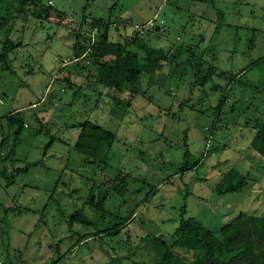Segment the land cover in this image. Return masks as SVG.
<instances>
[{"label":"rangeland","instance_id":"rangeland-1","mask_svg":"<svg viewBox=\"0 0 264 264\" xmlns=\"http://www.w3.org/2000/svg\"><path fill=\"white\" fill-rule=\"evenodd\" d=\"M50 4L41 18L24 19L15 2L0 28V53L7 35L24 43L0 62V168L10 167L0 175V264H158L168 252L173 264H192L193 255L171 247L182 217L218 233L241 211L264 213V158L252 156L262 148L252 138L264 119V0ZM98 18L120 21L123 35L144 24L142 35L168 51L136 93L88 80L93 59L76 57L77 32L96 35L89 22ZM198 62L228 76L198 84ZM86 120L117 134L107 163L75 147ZM232 168L239 179L230 189L243 172L261 191L250 183L223 190Z\"/></svg>","mask_w":264,"mask_h":264},{"label":"trees","instance_id":"trees-1","mask_svg":"<svg viewBox=\"0 0 264 264\" xmlns=\"http://www.w3.org/2000/svg\"><path fill=\"white\" fill-rule=\"evenodd\" d=\"M15 2L19 3L18 11L24 13V19L29 16L41 18L42 12L49 13L53 10L52 4L43 3L42 0H0V28L6 26L10 21L11 8L15 7ZM217 12L218 29L224 16L221 11ZM90 24L94 27L96 35L78 31L73 47L77 54L76 57L89 54L93 59L95 70L93 76L95 82L99 84L120 93L125 91H129L131 94L136 93L141 75L159 71L169 60V53L165 48L153 46L146 35H142L144 24L138 25L132 32H126L124 35L119 33L120 21L98 18L90 21ZM128 24L130 23L125 22L124 26H128ZM112 29L114 32L116 31L117 38L112 37ZM23 44L22 40L7 35L1 46V64L9 63L10 54ZM131 46L137 49H133ZM198 64L194 68L198 84H206L215 75L228 76L227 71H219L216 65L203 66L202 62H198ZM242 71L245 72L246 68H243ZM232 76L237 78L241 75ZM67 82L68 86H73L69 79ZM226 100L227 95L222 94L219 106ZM22 124V119H19V130ZM254 127L256 133L253 140L262 142V148L258 153L264 158V119L261 122L257 121ZM116 137L117 134L114 131L98 122L86 120L81 123L75 147L86 158L99 163H107ZM190 154V150L187 149L184 157L187 158ZM199 163V160L191 163L185 162L181 170H193ZM26 168L27 166L18 167L16 171L19 172ZM5 173L4 171L2 175ZM241 173L245 178L248 177L247 174ZM94 198L95 196L91 195L92 201ZM84 221L90 222L88 219ZM171 247L179 248L187 255H193L192 264H264V213L254 215L241 211L223 223L218 233L207 228L195 217H182ZM158 264H173L172 254L169 252L164 254Z\"/></svg>","mask_w":264,"mask_h":264},{"label":"crops","instance_id":"crops-1","mask_svg":"<svg viewBox=\"0 0 264 264\" xmlns=\"http://www.w3.org/2000/svg\"><path fill=\"white\" fill-rule=\"evenodd\" d=\"M70 75V74H69ZM68 75V76H69ZM88 77V76H87ZM68 79L69 80H71L72 78H71V75L68 77ZM93 80L94 82H95V78H94V76H89L88 77V80ZM75 81V80H74ZM73 86H75L74 84H73ZM31 105H34V103L33 104H31ZM22 121H23V118H22ZM253 138H254V136H253ZM252 138V139H253ZM253 141L251 140V143H252ZM251 147H252V144H251ZM253 148V147H252ZM0 154H2V152L0 153ZM252 156H255V157H257V156H260L259 155V153L258 152H256V151H254V153L252 154ZM261 158V157H260ZM16 168H18V167H16ZM16 168H15V171H16ZM10 170V167L9 166H5V165H3L2 166V168H0V175H2L3 173H4V171L7 173L8 171ZM5 173V174H6ZM228 173V172H227ZM223 174L222 176H221V178H222V181L220 182V184H221V186H226L227 188H225V189H223V190H226L227 192H230V193H235V192H244V190H245V187L250 183V186H251V189H252V191L254 192H257V191H261V189H259V184L258 183H251L252 181H251V179H250V177H247V178H245V180L243 181L242 180V182L241 183H243L242 185L240 184V186H238L239 188H229V186H230V184H234V182H236L238 179H239V174L237 173V169L236 168H232V169H230V172L228 173V174ZM241 175H242V173H241ZM249 179H250V181L251 182H249ZM217 188V187H216ZM222 191V188H220V187H218L217 188V192H221ZM222 193V192H221ZM230 199H233L232 197H230ZM227 205H231V204H229V203H227ZM232 206V205H231ZM233 208V207H232ZM263 209V211H264V207L262 208ZM233 211L234 212H236V211H238L237 210V208H235L234 207V209H233Z\"/></svg>","mask_w":264,"mask_h":264},{"label":"built area","instance_id":"built-area-1","mask_svg":"<svg viewBox=\"0 0 264 264\" xmlns=\"http://www.w3.org/2000/svg\"><path fill=\"white\" fill-rule=\"evenodd\" d=\"M50 3H53V0H50Z\"/></svg>","mask_w":264,"mask_h":264}]
</instances>
